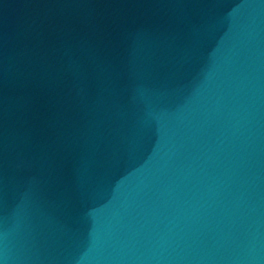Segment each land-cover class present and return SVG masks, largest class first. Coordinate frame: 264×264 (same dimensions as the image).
<instances>
[{"label": "water", "instance_id": "obj_1", "mask_svg": "<svg viewBox=\"0 0 264 264\" xmlns=\"http://www.w3.org/2000/svg\"><path fill=\"white\" fill-rule=\"evenodd\" d=\"M0 264H264V0H0Z\"/></svg>", "mask_w": 264, "mask_h": 264}]
</instances>
